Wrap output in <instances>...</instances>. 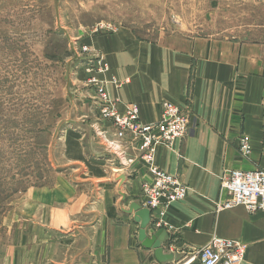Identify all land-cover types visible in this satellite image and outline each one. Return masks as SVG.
<instances>
[{
  "label": "crops",
  "instance_id": "0c3cea01",
  "mask_svg": "<svg viewBox=\"0 0 264 264\" xmlns=\"http://www.w3.org/2000/svg\"><path fill=\"white\" fill-rule=\"evenodd\" d=\"M71 38L80 52L68 66L65 106L54 130L59 171L51 184L27 188L4 214L0 264H180L192 258L189 264H198L197 250L213 237L246 244L240 264H264V211L250 213L242 204L216 208L228 199L220 188L223 174L264 168V28L243 36L146 39L128 26L84 27ZM102 64L107 69L97 71ZM91 76L119 112L137 104L141 122L158 121L162 102L189 116L183 137L172 148L158 145L154 156L158 168L187 187L186 196L162 216L151 214L146 228L147 235L166 231L162 246L173 261H156L137 240L138 223L125 210L141 203V184L151 174L138 157V140H116L112 123L99 117L98 93L86 82ZM241 136L251 147L246 156Z\"/></svg>",
  "mask_w": 264,
  "mask_h": 264
},
{
  "label": "rangeland",
  "instance_id": "374dc122",
  "mask_svg": "<svg viewBox=\"0 0 264 264\" xmlns=\"http://www.w3.org/2000/svg\"><path fill=\"white\" fill-rule=\"evenodd\" d=\"M108 26H128L146 39L243 36L264 28V0H0V251L4 214L59 171L54 130L68 66L80 52L71 36Z\"/></svg>",
  "mask_w": 264,
  "mask_h": 264
},
{
  "label": "built area",
  "instance_id": "2783aa9c",
  "mask_svg": "<svg viewBox=\"0 0 264 264\" xmlns=\"http://www.w3.org/2000/svg\"><path fill=\"white\" fill-rule=\"evenodd\" d=\"M106 28L110 29L109 26ZM106 69L107 65L102 64L97 71L103 72ZM86 82L96 88L99 96V117L112 123L116 140L119 141L125 135L138 140V157L144 161L151 174V180L141 184L139 204L148 208L152 215L157 211L158 215L162 216L164 209L171 203L185 198L187 187L175 175L154 164L155 150L158 145L172 148L174 142L182 138L187 131L189 116L178 106L162 102L159 120L144 123L139 120L137 104L127 103L124 105V111L119 112L115 102L104 94L98 78L91 76ZM238 147L243 156L249 154L251 147L246 136L239 138ZM220 188L227 193L228 199L218 203L216 208L242 204L250 213L264 211V168L231 170L221 176ZM246 247V244L236 240L213 237L208 244L197 250L198 264H240L244 259ZM192 259L180 264H189Z\"/></svg>",
  "mask_w": 264,
  "mask_h": 264
},
{
  "label": "water",
  "instance_id": "95a60500",
  "mask_svg": "<svg viewBox=\"0 0 264 264\" xmlns=\"http://www.w3.org/2000/svg\"><path fill=\"white\" fill-rule=\"evenodd\" d=\"M119 181L123 180V176L118 178ZM124 199L125 196L121 194ZM126 213H133V219L138 223L137 240L144 248L151 249L156 261L160 263L170 262L176 259V256L171 252H165L162 242L166 236V231L162 228L156 230L153 234L147 235L146 228L151 222V211L142 207L138 202L132 201L128 204Z\"/></svg>",
  "mask_w": 264,
  "mask_h": 264
}]
</instances>
